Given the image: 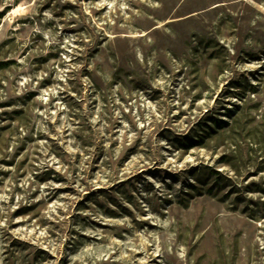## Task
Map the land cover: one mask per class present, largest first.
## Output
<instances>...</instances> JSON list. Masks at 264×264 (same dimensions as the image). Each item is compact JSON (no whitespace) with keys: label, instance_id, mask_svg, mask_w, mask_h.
<instances>
[{"label":"rangeland","instance_id":"rangeland-1","mask_svg":"<svg viewBox=\"0 0 264 264\" xmlns=\"http://www.w3.org/2000/svg\"><path fill=\"white\" fill-rule=\"evenodd\" d=\"M0 13V264H264V0Z\"/></svg>","mask_w":264,"mask_h":264},{"label":"trees","instance_id":"trees-1","mask_svg":"<svg viewBox=\"0 0 264 264\" xmlns=\"http://www.w3.org/2000/svg\"><path fill=\"white\" fill-rule=\"evenodd\" d=\"M2 14L0 13V18H1Z\"/></svg>","mask_w":264,"mask_h":264}]
</instances>
